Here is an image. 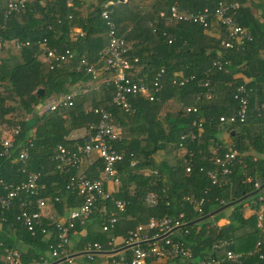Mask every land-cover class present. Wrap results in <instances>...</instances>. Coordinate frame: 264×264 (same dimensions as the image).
Instances as JSON below:
<instances>
[{
    "label": "trees",
    "instance_id": "1",
    "mask_svg": "<svg viewBox=\"0 0 264 264\" xmlns=\"http://www.w3.org/2000/svg\"><path fill=\"white\" fill-rule=\"evenodd\" d=\"M138 1L70 0L66 4L65 0H47L39 4L28 0L23 8L4 16L6 0H0L1 36L29 41L28 45L18 48H0V131L18 127L8 153L0 155V194L4 193L2 183H16L28 172H39L38 181L44 188L26 194L27 199L36 195L56 196L57 200L47 202L43 209L54 216L63 215L76 205L79 199L67 182L75 169L54 168L50 156L56 143L67 148L82 144L84 136L66 139V134L75 128L84 132L88 122L96 120L95 114L85 110L87 106H103L111 112L120 130L119 137L110 141L116 151H121L120 159L114 164L118 183L110 196L96 203L81 222L75 221L69 231L72 250L78 251L85 242H98L104 249L118 247L127 230L137 222H144L147 216L175 217L180 213L182 224L174 237L190 247L194 258L204 255L211 242L225 239L227 247L234 252L250 251L243 264H264V259L256 257L257 253H264V202L260 229L255 226L254 212L262 202L257 200L258 192L248 194L254 190L252 180L264 182V120L254 115L253 110L254 95L261 96L264 88V0H146L147 10H140ZM233 1L237 4L233 20L248 28L251 39L241 48L221 50V58L227 60L225 70H210V83L201 86L196 78L209 67L223 33L213 36L197 24L166 23L157 12L173 2L179 10L196 11L203 7L212 9L217 2ZM102 8L114 23L116 33L130 44L129 54L136 57L129 74L151 76L160 67L164 70L162 87L155 93V99L128 96L133 107L130 113L110 103V88L99 81L107 75L100 68L99 51L107 39L106 25L99 15ZM253 8L260 10L261 21L251 15ZM41 38L48 46L73 51V59L49 69L36 59L35 41ZM81 56L94 64V78L75 69V61ZM173 71L193 74L194 79L181 85L172 84ZM241 76L248 78L245 84L251 89L248 116L244 122L219 123V115L234 110L231 92L242 82ZM37 88L42 90L40 95L35 92ZM72 92L79 94V98L71 96L69 105L37 113L43 98ZM166 105L173 110H163ZM185 105H193L195 112L183 111ZM191 120H199L200 127L192 125ZM252 124L255 129L251 128ZM223 129L230 138L226 147L217 138V132ZM191 132L195 133L192 139ZM179 135H184L183 139ZM24 144L27 153L21 163L16 156ZM166 145L183 150L174 165L166 164L161 158L155 160L154 155L163 152ZM211 148L215 153L231 149L237 152L229 171L216 174L214 183L207 174L217 168L211 159ZM100 166V159L93 155L90 165L76 169L94 178ZM185 166H189L188 171H184ZM245 176L250 181H245ZM147 191L157 195L154 207H145L142 203ZM187 195L203 198L200 212L184 199ZM240 195L245 197L207 218L191 222ZM116 199L124 202L121 210L113 204ZM244 206L251 210L246 216ZM18 211L16 198L6 209H0L1 245L18 249L21 263L40 262V256L47 260L48 245L54 242V228L47 227V236L37 226L31 233L16 218ZM107 216H114L115 221L111 227L101 229V221ZM221 217L226 222L216 224ZM255 240L259 241L257 248L253 247ZM216 255L222 256V251ZM83 259L84 264L92 261V258ZM57 264L72 263L62 260ZM219 264L226 262L221 260Z\"/></svg>",
    "mask_w": 264,
    "mask_h": 264
},
{
    "label": "built area",
    "instance_id": "2",
    "mask_svg": "<svg viewBox=\"0 0 264 264\" xmlns=\"http://www.w3.org/2000/svg\"><path fill=\"white\" fill-rule=\"evenodd\" d=\"M28 0H6L3 9V15L12 11H18L24 7ZM43 4L47 0H36ZM66 4L70 0H65ZM237 8L235 2H217L212 9L203 7L200 10H179L176 3H171L165 10L157 12L158 17L166 23L185 22L200 25L203 29H209L216 25L221 29L223 36L218 40L219 50L213 55L209 67L201 72V77L196 78V82L201 85L210 83V70H225L227 60L221 58V50L238 49L245 42L251 39L247 27L237 24L233 20L234 10ZM100 17L106 25V42L101 47L100 68L106 71L107 75L99 79L104 85L110 88V103L119 107L124 112L130 113L133 107L128 96H140L147 100L155 99V93L159 92L162 87L163 68L157 69L151 76L129 74L132 64L136 62V57L129 54L130 44L124 40L121 35L116 33L115 25L105 9H100ZM28 40H18L15 38L4 39L0 34V48H18L28 45ZM37 47L36 59L43 62L50 69L59 62H66L74 57V52L67 49H58L55 46H48L44 38L35 41ZM75 69L90 73L91 77L95 76L94 64L88 62L84 57H78L75 61ZM194 75H182L180 71H173L170 77V83L181 85L189 80H193ZM251 89L240 82L235 85L231 92V98L235 102L234 110L228 114L218 116L219 123H231L234 121L244 122L248 116V97ZM208 96V92L205 94ZM72 93L49 95L41 100L36 108L37 113L51 111L56 108L69 105L71 103ZM96 115V120L88 122L86 129L82 133L84 142L75 144L72 148H67L61 143H56L50 156L56 169H75L74 173L68 176V185L74 187L75 194L79 199L77 204L65 210L63 215L54 216L53 213L44 211L47 202L56 201L57 197L36 195L31 199L25 197L26 194H33L38 189H43L44 184L38 179L41 175L39 172H28L25 177L16 183H2L4 193L0 194V209H6L10 206L12 199H17L19 207L16 218L32 233L34 226L39 227V231L45 236L49 234L47 227H53L55 237L53 244L48 245L46 258L39 257L40 262H31L36 264H47L51 261L60 259L68 263L72 262V253L77 252L86 259H91L93 254L98 252H108L107 264H219L221 260L226 264H243V259L250 254L234 252L228 246V240L220 239L211 242L208 251L199 258L192 256L190 247L185 244L178 235V228L182 221L179 213L175 217L149 215L144 222H137L131 229L127 230L126 235L121 239L117 247L120 251L116 252L115 247L104 249L98 242H85L80 249L74 251L70 248L69 231L72 229L75 221L81 222L82 218L87 216L95 208L96 203L110 196L106 189L107 183L117 184V172L114 164L120 159L121 151H116L110 144V141L119 137V129L112 120L111 112L103 106H88L85 108ZM193 105L183 106L185 112H195ZM254 115L264 120V104L258 102L253 106ZM191 124L200 127L199 120H191ZM264 128V124L262 126ZM17 126L7 129L5 134L0 135V155L7 154L9 147L17 133ZM195 133L191 132L189 138L192 139ZM184 135H179L183 139ZM30 144L29 141H27ZM211 159L217 165L216 169L208 171L210 182L216 181V174H226L229 165L237 155L233 149L225 150L221 153H215L211 148ZM27 147L24 144L18 151L16 159L21 163L25 160ZM93 155H96L101 162L97 170L96 177H88L82 171H77L80 166L85 167L92 163ZM254 158V156H252ZM239 161V159H237ZM132 163V162H131ZM20 170L23 167L20 166ZM189 166L184 167L188 171ZM151 172H155L152 170ZM245 181H250L249 176L244 177ZM252 187L257 188V200L262 203L258 205L254 212L255 226L262 228V207L264 202V189L260 190V183L252 180ZM24 193L19 197L18 194ZM186 201L192 203L196 212H200L202 197L197 199L190 195L184 197ZM123 200H113L114 206L121 210ZM142 203L145 207H154L157 203V195L153 191H147L142 197ZM31 206V208H29ZM115 221L114 216H107L101 221V229H107ZM185 232V230H183ZM0 242V264H26L20 262L19 251L15 247L1 245ZM111 245V242L107 241ZM259 241L255 240L254 248H257ZM112 246V245H111ZM222 251V256L216 254ZM127 253V255H125ZM258 259H264V253L256 254ZM51 259V260H50ZM60 262V261H59ZM30 262L27 264H31ZM52 263V264H57Z\"/></svg>",
    "mask_w": 264,
    "mask_h": 264
},
{
    "label": "crops",
    "instance_id": "3",
    "mask_svg": "<svg viewBox=\"0 0 264 264\" xmlns=\"http://www.w3.org/2000/svg\"><path fill=\"white\" fill-rule=\"evenodd\" d=\"M233 2H235V1H233ZM138 5H139L138 8H139L140 10H147V9L149 8V3H148L146 0H139V1H138ZM262 11H263V13H264V9H263ZM259 12H260V10H259V9H256V8H253V9L250 10L251 15L254 16L255 18H257L258 21H261L262 18L259 16ZM74 30H77V29L74 28ZM205 32H206L208 35L217 36V35L220 34L221 31H220V28H219L218 26L213 25V26H211L209 29H206ZM237 76H238V75H237ZM241 79H242L243 82H247V81H248V78L245 77V76H241ZM254 94H255V93H254ZM78 95H79V94H76L75 92H74V93L72 92V98H73V99H77V98H79ZM257 101H260V102H262V103L264 104V88L261 89V96L257 97V96L254 95V103H253V104L255 105ZM87 107H88V106H87ZM163 110H166V111L171 112L173 109L164 107ZM250 121H251V120H250ZM115 124L117 125V123H115ZM117 127H118V129H119V126H118V125H117ZM251 128H252V129H255V126L252 124V125H251ZM3 130H6V129H3ZM82 132H83V131H82V129H80V128L71 129V130L66 134L65 138H66V139L79 138L80 136H83ZM123 133H125V130H124V132H123V130H122V134H123ZM119 134H120V130H119ZM126 135H127V134H126ZM217 138L220 140V142H221L225 147L228 146V145L230 144V138H229V136H228L226 130H224V129H223V130H219V131L217 132ZM182 152H183L182 149L175 148L173 145H166L165 148H164V150H163V152L156 153V154L154 155V157H155V160H156V161L159 160V159L161 158V159H163V160L166 162V164H168V165H174V164L176 163L177 159H179V158L181 157ZM253 155H257V154L253 153ZM80 171H82V170L80 169ZM105 187H106V189H107L109 192L113 191L114 188H115V186H114L113 184H110V183H107V184L105 185ZM226 212H227V209L224 210V214H223V216H225ZM249 213H251V210H250L247 206H244V208H243V215L246 216V215H248ZM224 222H226V219H225L224 217H221V218H218V219L216 220L215 223L219 225V224H222V223H224ZM113 241H114V240H113ZM115 241H116V240H115ZM114 249H117L116 252H119V251H120L117 247H115ZM105 254L108 255V252H105V251H104V252H98V253H95V254H93V256H92V259H95L96 262H101V258H102L103 255H105ZM71 256H72V262H71V263H73L74 261H75V263H77V264H84V263H85V262H84L85 260L82 261L84 257H83L81 254H79V253H77V252H74V253H72ZM79 257H81V259H79ZM50 260H51V259H50ZM107 260H108V257H107ZM100 264H101V263H100ZM106 264H107V261H106ZM168 264H169V263H168Z\"/></svg>",
    "mask_w": 264,
    "mask_h": 264
},
{
    "label": "water",
    "instance_id": "4",
    "mask_svg": "<svg viewBox=\"0 0 264 264\" xmlns=\"http://www.w3.org/2000/svg\"><path fill=\"white\" fill-rule=\"evenodd\" d=\"M35 92H36L37 95H40L41 92H42V90H41V88H37V89L35 90ZM261 186H264V182H261V183H260V187H261ZM257 190H258V189L255 188L253 191H251V192L248 193V194H251V193L257 192ZM244 197H245V195H240V196H239L238 198H236L235 200H233V201H228V202L222 204L221 206H219L218 208H216V209H214V210H212V211H209V212H207V213H205V214H203V215H201V216H199V217L193 219L191 222H196V221H199V220H201V219L207 218V217L211 216L214 212H216V211H218V210H220V209H222V208H224V207H226V206L232 204L233 202L239 201V200L243 199ZM59 261H61V260L58 259V260H55V261H51V262H49V263H47V264H52V263H56V262H59ZM31 264H33V263H31ZM34 264H36V263H34Z\"/></svg>",
    "mask_w": 264,
    "mask_h": 264
},
{
    "label": "rangeland",
    "instance_id": "5",
    "mask_svg": "<svg viewBox=\"0 0 264 264\" xmlns=\"http://www.w3.org/2000/svg\"><path fill=\"white\" fill-rule=\"evenodd\" d=\"M167 106V108H169L168 107V105H166ZM7 130V129H6ZM6 130H1L0 131V135L1 134H5V132H6ZM107 257H108V255H103V257L101 258V262H96V260L95 259H92V261L90 260V261H88L86 264H106V261H107ZM79 259H81V257H79ZM82 261H84V259L82 260ZM72 264H77V263H75V261L72 263ZM169 264H171L170 262H169Z\"/></svg>",
    "mask_w": 264,
    "mask_h": 264
}]
</instances>
